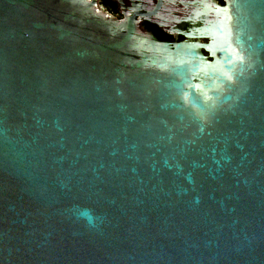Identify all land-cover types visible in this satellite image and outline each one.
I'll return each instance as SVG.
<instances>
[{
	"label": "water",
	"instance_id": "1",
	"mask_svg": "<svg viewBox=\"0 0 264 264\" xmlns=\"http://www.w3.org/2000/svg\"><path fill=\"white\" fill-rule=\"evenodd\" d=\"M190 8L0 0V264H264V0Z\"/></svg>",
	"mask_w": 264,
	"mask_h": 264
},
{
	"label": "flooded vegetation",
	"instance_id": "2",
	"mask_svg": "<svg viewBox=\"0 0 264 264\" xmlns=\"http://www.w3.org/2000/svg\"><path fill=\"white\" fill-rule=\"evenodd\" d=\"M195 1L197 0H97L104 11L120 19L135 16L143 30L166 41L184 38L181 34L172 33L169 25L188 17L192 2ZM217 1L220 4L226 3V0ZM183 29H187V25Z\"/></svg>",
	"mask_w": 264,
	"mask_h": 264
}]
</instances>
